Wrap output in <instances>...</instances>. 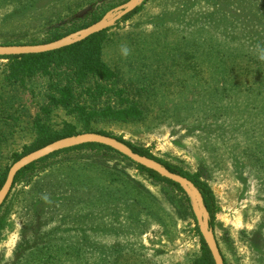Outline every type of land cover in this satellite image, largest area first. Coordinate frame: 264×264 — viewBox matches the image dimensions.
<instances>
[{
	"label": "rangeland",
	"instance_id": "1",
	"mask_svg": "<svg viewBox=\"0 0 264 264\" xmlns=\"http://www.w3.org/2000/svg\"><path fill=\"white\" fill-rule=\"evenodd\" d=\"M95 1L46 0L34 13V18H40H32L26 28L17 30V33L4 28L6 15L12 13L11 9H1L0 42L3 39L23 43L40 40L48 26L45 18L64 19L74 12L80 13ZM251 1L264 2L143 0L139 6H143L142 11L111 27L106 57L109 60L123 59L121 64L126 66V74L120 88L131 99L139 100L140 96L147 99L146 117L129 124L99 127L135 146L149 148L155 156L189 172L205 171V179L213 188L220 206L215 234L228 264H264V59H261L264 34H239L232 31L234 22L221 28V22L227 23L233 18L241 21L240 24L264 18V11L259 17L251 14ZM189 13L191 15L186 19L193 21L186 23L188 26L174 25ZM118 14L117 10L112 12L108 20ZM163 24L174 25L171 27L173 32L158 34ZM195 24L207 25L214 30L211 34L223 43L221 50L228 52L224 66L229 70L224 75L215 71V64L213 66L211 62H193L191 59L185 62L188 68H176L164 56L167 67L172 65V74H168L169 69L165 70L163 65L160 72L156 68L155 55H151L152 46L156 52L163 49L158 43H169L168 49H174L179 43L176 36H193L178 32L192 30L191 25ZM131 60L138 66L136 76L127 69L131 67ZM232 63L236 64L237 70L230 68ZM190 72L195 76L192 77V73L189 78ZM37 82L40 87L32 84L29 90L6 92L15 96L14 100L11 99L14 106L10 108L12 103L8 102V113L0 118V169L9 165L11 168L13 153L21 152L23 146L33 139L31 122L40 111L38 102H45L42 94L48 83L43 78L31 83ZM141 87L147 91L140 94ZM217 87L220 94L215 92ZM211 88L215 94L208 92ZM30 90L39 97L35 98ZM181 105H190L191 109L175 110ZM55 113L54 125L69 119L63 111ZM48 165L43 164L46 171L42 167L19 182L0 212V264H13L22 236L30 238L35 233L33 228L40 222L44 230L54 225H63L61 230L66 229L61 239L58 233L46 232L38 239L40 244L46 245L47 256L55 264L70 257L72 248L67 242L71 234L77 236L75 240L80 244L86 245L76 247L78 253L75 254L78 258L84 257L88 264H191L199 254L201 244L193 220L179 218L173 214L174 208L167 206L174 215L175 225L166 230L146 216L137 215L134 208L87 209L84 205L76 206L72 201L77 200L78 195L88 199L89 194L63 187L62 182L47 172ZM127 171L129 177L143 184L155 198L164 201L167 190L135 169L128 168ZM189 197L196 215V201L191 194ZM131 211L136 213V219ZM55 248H61V252H55ZM78 261L76 264H85Z\"/></svg>",
	"mask_w": 264,
	"mask_h": 264
},
{
	"label": "trees",
	"instance_id": "2",
	"mask_svg": "<svg viewBox=\"0 0 264 264\" xmlns=\"http://www.w3.org/2000/svg\"><path fill=\"white\" fill-rule=\"evenodd\" d=\"M45 1L0 0V10L11 9L12 11L11 14L6 15L4 28L17 33V30L25 27L27 22L35 17L34 13L36 9L42 8ZM128 1L96 0L90 3L87 8L81 9L80 13L72 11L74 13L69 14L64 19L61 18L54 21L53 18H45L48 26L45 28L44 35L40 40L33 39L23 43L16 42L15 40L8 41V39L2 38L3 41L0 42V45H38L57 41L99 22L109 11ZM249 7L252 11L251 14L254 17H259L258 15L264 11V2L251 1ZM142 9L143 6L138 7L134 12L125 16L121 22L129 20L142 11ZM190 15L191 13L186 14L174 25H177L176 27H179V25L188 26L186 23L190 24L193 21L192 19H186ZM38 17L40 18V16ZM39 18L34 19L38 20ZM234 19L237 18H233L227 23L221 22V28H227L228 25H232L229 23L234 22L235 25L232 29L234 32H239V34H264V18H259V21L242 22L241 24L239 23L241 21L237 22ZM247 23L249 24L247 25ZM173 26L171 27L174 28ZM161 27L162 30L158 34H170V32H173L171 27L164 26V24ZM111 29L104 30L82 42L57 51L0 57V62L6 61V63H0V118H3L4 114L8 113V107H6L8 102L12 103L10 108L14 106L11 99L14 100L13 97L15 95L11 97L7 93L29 90L32 88V84L35 87H40L38 85L39 82L31 83L40 78L46 79L48 82L45 86V93L42 94L44 95L45 102H38L40 104V111L31 122L33 139L30 143L23 146L21 152L13 153L11 164L55 141L78 134L98 133L113 137L129 146L135 153L154 159L171 172L189 179L198 189L209 217V225L215 231L220 206L213 188L205 179L204 170L189 172L177 164H172L155 156L149 148L135 146L124 138L114 136L99 128L104 125H124L138 122L146 117L145 108H147V99L141 96L139 100L131 99L126 96L125 90L120 88V83L123 80L124 74H126L124 68L126 66L123 63L121 64L123 59L117 60L114 58V60H109L106 57ZM191 29L189 30L188 28L183 33L178 32L179 34H193V36L190 38L185 35L176 36L175 39H179V43L174 49H168L169 43H158L163 49L156 52L155 46H152L154 48H151V55H155L156 57V68L162 72L160 67L163 65L165 66V70L169 69L168 74H172V65L176 68L183 67L184 69L188 68V65L185 63L187 59H191L193 62L203 60L213 63V66L215 64V71L218 70L225 75L229 67L224 66V63L229 55L228 52L221 50L223 43L216 39L214 34H211L214 30L210 26L203 24L191 25ZM243 29H245L244 32L242 31ZM174 33L177 32L174 30ZM202 34L205 37H202ZM202 38H205V40L202 41ZM166 49H168V52H166ZM149 52L150 50H148ZM158 56L161 57L158 58ZM164 56L170 59L169 63H172L170 68L167 67L166 62L163 60ZM214 59L215 61H213ZM129 64L131 67L127 69L136 76V73L139 72L137 70L138 66H135L132 60ZM235 65V63H232L230 68L237 70ZM191 75L194 77L195 73L190 72L189 78ZM146 91L144 87L138 90L140 94ZM30 92L35 98L39 97L35 91L30 90ZM208 92L215 94L212 88ZM215 92L220 94L218 87ZM113 99L116 100V104L113 102ZM189 106H177L175 110H189L191 109ZM57 111H63L67 117L69 116V119H64L58 125H54L52 121L55 120V112ZM61 155L66 156L59 158ZM46 163L49 164L47 166L49 171L47 172L59 180L60 183L62 182L61 185L63 187L73 192L89 194L90 197L88 199L84 197L79 198L78 195L77 200L72 201L76 206L84 205L87 209L89 207H109L110 209L123 207L129 210L130 208H134V211L137 210V215L146 216L151 222L160 224L166 230L175 225L173 214L181 219L193 220L195 224L194 231L199 237L201 248L199 254L193 259L191 264H215L213 256L200 234L196 215L188 193L180 185L132 162L127 157L104 145L85 144L62 150L29 165L16 176L14 186L4 205L10 199L17 184L28 175L38 172L42 167L45 170L46 166L44 167L43 164L45 165ZM9 168L10 165L7 168L0 169V190L6 181ZM128 168L135 169L152 183L167 190V194H164V201L155 198V195L143 184L129 177L127 175ZM47 174H45V177H47ZM55 186L57 185L55 184ZM167 206L174 208L173 214L168 210ZM131 215L136 219V213H132ZM63 227V225L59 227L54 225L53 227L48 226L47 230H44L45 228L42 227V223H38L33 228L35 233L30 238L25 235L22 236L21 243L15 251L16 255L12 263L55 264L47 256L46 248H44L46 245L44 243L40 244L38 239L46 233H53V235L58 233L61 239L63 234H66V229L65 231L61 230ZM76 237L71 234V239L67 242L70 248H72L71 254H69L70 257L66 261L62 259L61 263L57 261V264H76L79 263L78 260L88 264V261L84 257H76L75 253H78V250L75 248L86 247L85 244H80L76 241ZM34 240H36L37 244ZM67 243L64 245H67ZM219 248L225 264H228L220 245ZM54 251L59 253L61 252V248H55Z\"/></svg>",
	"mask_w": 264,
	"mask_h": 264
},
{
	"label": "water",
	"instance_id": "3",
	"mask_svg": "<svg viewBox=\"0 0 264 264\" xmlns=\"http://www.w3.org/2000/svg\"><path fill=\"white\" fill-rule=\"evenodd\" d=\"M142 1L143 0H129L123 6L108 13L99 22L51 43L38 45H0V57L48 53L77 44L88 39L92 35L110 29L118 21L122 20L125 16L134 12L140 6ZM116 10L119 12V14L114 19L108 20V15L112 12H115ZM85 144H99L107 146L120 153L121 155L127 157L132 162L143 166L149 170H152L161 175L162 177L180 185L187 193L191 194L195 199L198 208L196 219L200 234L202 235L207 247L209 248L215 261V264H225L224 258L218 245V240L215 231L209 225L208 214L204 207L200 193L195 187V185L189 179L177 173L171 172L156 160L135 153L129 146L118 141L117 139L98 133H82L75 136L60 139L24 156L19 161L15 162L9 169L6 181L2 189L0 190V210L14 186L16 176L24 168L56 152H60L62 150L78 147Z\"/></svg>",
	"mask_w": 264,
	"mask_h": 264
},
{
	"label": "clouds",
	"instance_id": "4",
	"mask_svg": "<svg viewBox=\"0 0 264 264\" xmlns=\"http://www.w3.org/2000/svg\"><path fill=\"white\" fill-rule=\"evenodd\" d=\"M125 54H127V51L125 50ZM261 59H264V55L261 56Z\"/></svg>",
	"mask_w": 264,
	"mask_h": 264
}]
</instances>
